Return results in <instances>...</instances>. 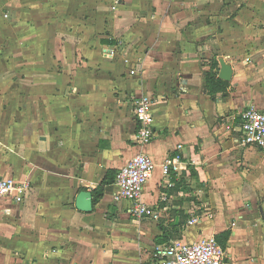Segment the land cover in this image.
Masks as SVG:
<instances>
[{
    "label": "crops",
    "instance_id": "0c3cea01",
    "mask_svg": "<svg viewBox=\"0 0 264 264\" xmlns=\"http://www.w3.org/2000/svg\"><path fill=\"white\" fill-rule=\"evenodd\" d=\"M202 1L0 0V177L28 183L22 202L0 199V264H139L161 238L224 231L225 264H264V152L236 141L241 112L264 111V26L241 24L260 15L244 8L203 25ZM219 58L231 79L210 93ZM142 94L155 136L139 148ZM139 151L155 164L142 200L158 220L129 216L114 181L91 211L75 207Z\"/></svg>",
    "mask_w": 264,
    "mask_h": 264
},
{
    "label": "built area",
    "instance_id": "2783aa9c",
    "mask_svg": "<svg viewBox=\"0 0 264 264\" xmlns=\"http://www.w3.org/2000/svg\"><path fill=\"white\" fill-rule=\"evenodd\" d=\"M129 73L133 75L135 70L130 69ZM152 104V99L146 94L138 96L133 104L136 123L134 142L139 148L150 143L155 136ZM240 117L237 143L243 147L254 146L264 152V111L249 107L241 112ZM180 147L177 146L178 149ZM180 163L179 153L166 157L162 164L163 177L168 178L171 172H178ZM154 167L153 160L145 152L139 151L128 159L115 175L112 198L114 201H128L130 206L127 211L133 219L158 220L157 209L142 200L144 186L152 176ZM27 190V182H16L12 177H0V199L10 198L16 203L22 202ZM195 221V218H191L188 224ZM227 256L226 249L216 237L208 235L192 243L177 239L155 244L149 259L139 264H225Z\"/></svg>",
    "mask_w": 264,
    "mask_h": 264
},
{
    "label": "rangeland",
    "instance_id": "374dc122",
    "mask_svg": "<svg viewBox=\"0 0 264 264\" xmlns=\"http://www.w3.org/2000/svg\"><path fill=\"white\" fill-rule=\"evenodd\" d=\"M104 1L106 5L109 4L111 10H114L119 0L117 2L113 0ZM206 1L207 0H203L202 2H204V4L200 6L203 7L207 13H205L204 17L201 19L202 24L204 23L206 25L209 23V21H207V15L210 16V22L217 25L219 22L230 20V17H233L239 10L244 8L252 12L258 10L257 13L260 15L258 17L247 15L246 18H242L241 24L243 23L246 27H254L253 30L257 27L264 26V0H209V7L205 4ZM256 2L260 5L256 4ZM256 6H258V8H255ZM229 23L232 24V26L238 24L236 20L231 22L228 21V25ZM231 34L234 35L235 31ZM222 36L223 35H221V38Z\"/></svg>",
    "mask_w": 264,
    "mask_h": 264
},
{
    "label": "trees",
    "instance_id": "16d2710c",
    "mask_svg": "<svg viewBox=\"0 0 264 264\" xmlns=\"http://www.w3.org/2000/svg\"><path fill=\"white\" fill-rule=\"evenodd\" d=\"M213 60H215L213 63V67H214V65H217L218 63L216 61L217 60L216 58H213ZM213 67H211V69L205 74V77H204L205 85L208 88V91L210 93L215 92V91H224L228 85V82L222 79H219L217 77V72L212 69ZM115 175H116L115 170H108L104 178L102 179V181L97 186H95V188L92 189L93 204L97 203L101 199V197L103 196L104 187L106 185L111 184L114 181ZM160 228L163 230L162 225L160 226ZM163 234H164V231H163ZM228 236H229L228 231H224L219 234V237L222 238V240H219V241L217 240V241L220 243V245L223 248H225V242ZM167 240H168V237L161 238V240L156 244H162Z\"/></svg>",
    "mask_w": 264,
    "mask_h": 264
},
{
    "label": "water",
    "instance_id": "95a60500",
    "mask_svg": "<svg viewBox=\"0 0 264 264\" xmlns=\"http://www.w3.org/2000/svg\"><path fill=\"white\" fill-rule=\"evenodd\" d=\"M218 61L220 65L218 77L224 81H229L232 74L231 66L222 58H219ZM75 207L80 211H91L93 207L92 192L90 190H81L75 198Z\"/></svg>",
    "mask_w": 264,
    "mask_h": 264
}]
</instances>
